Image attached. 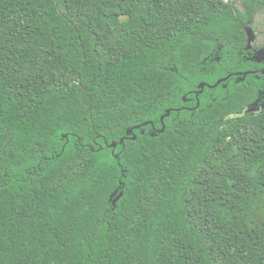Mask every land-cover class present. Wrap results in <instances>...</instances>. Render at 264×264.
<instances>
[{"label": "trees", "instance_id": "obj_1", "mask_svg": "<svg viewBox=\"0 0 264 264\" xmlns=\"http://www.w3.org/2000/svg\"><path fill=\"white\" fill-rule=\"evenodd\" d=\"M263 6L0 0V264H264Z\"/></svg>", "mask_w": 264, "mask_h": 264}, {"label": "flooded vegetation", "instance_id": "obj_2", "mask_svg": "<svg viewBox=\"0 0 264 264\" xmlns=\"http://www.w3.org/2000/svg\"><path fill=\"white\" fill-rule=\"evenodd\" d=\"M256 14V13H255ZM254 16L252 17L251 19V23L250 25H252V20H253ZM251 27V26H250ZM248 34V32H247ZM249 39V38H248ZM249 46L252 48V51L250 53H246L247 56L246 58H249L251 60H253L254 62H257L258 64H261L259 67H256L254 69H250V70H243V71H231V72H228L225 76L219 78L216 80V82L214 84H208L204 81H201L198 86H199V90L198 92L196 93V95L202 91L204 89V87H216L218 85H220L221 83L225 82L226 80L230 79V78H233L234 79H241L242 76H245V75H257V74H264V52H262L261 50L259 51L258 48L259 47H264L262 45H258V46H255V45H252L249 41ZM241 55H244V54H241ZM224 78V79H223ZM223 79V80H222ZM219 80H221L220 82H218ZM218 82V83H217ZM201 83H204V86L201 88L200 87V84ZM167 112V111H166ZM166 114V113H165ZM164 116H167V115H163ZM160 120H161V117H160ZM162 121V120H161ZM145 123H150V122H145ZM134 139H135V136H133ZM132 137V138H133Z\"/></svg>", "mask_w": 264, "mask_h": 264}, {"label": "rangeland", "instance_id": "obj_3", "mask_svg": "<svg viewBox=\"0 0 264 264\" xmlns=\"http://www.w3.org/2000/svg\"><path fill=\"white\" fill-rule=\"evenodd\" d=\"M262 33H264V6L256 12L252 20V25L248 29L250 43L255 46H264V35H262Z\"/></svg>", "mask_w": 264, "mask_h": 264}, {"label": "water", "instance_id": "obj_4", "mask_svg": "<svg viewBox=\"0 0 264 264\" xmlns=\"http://www.w3.org/2000/svg\"><path fill=\"white\" fill-rule=\"evenodd\" d=\"M223 79H224V78H223ZM223 79H222V80H223ZM220 81H221V80H219L218 82H220ZM218 82H217V83H218ZM203 86H204V83H201V84H200V87L202 88ZM170 110H171V109H168L165 115H168L169 112H170ZM162 119H163V116H161V120H162ZM133 138H134V137H133ZM112 146H115V143H112Z\"/></svg>", "mask_w": 264, "mask_h": 264}, {"label": "snow or ice", "instance_id": "obj_5", "mask_svg": "<svg viewBox=\"0 0 264 264\" xmlns=\"http://www.w3.org/2000/svg\"><path fill=\"white\" fill-rule=\"evenodd\" d=\"M249 23H251V20L249 21ZM254 35H255V33H254ZM262 35H264V33H262Z\"/></svg>", "mask_w": 264, "mask_h": 264}]
</instances>
